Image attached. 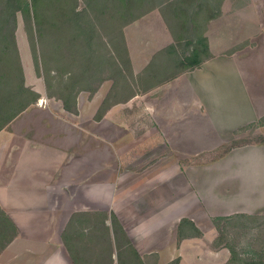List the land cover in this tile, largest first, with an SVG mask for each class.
I'll return each mask as SVG.
<instances>
[{
	"label": "crops",
	"instance_id": "0c3cea01",
	"mask_svg": "<svg viewBox=\"0 0 264 264\" xmlns=\"http://www.w3.org/2000/svg\"><path fill=\"white\" fill-rule=\"evenodd\" d=\"M235 2L217 0L216 17L205 31L211 58L201 68L147 92L133 91L127 100L116 95L113 80H106L94 93L81 91L77 108L69 111L34 75L30 87L39 101L0 132V209L11 222L0 236V264H87L90 218L107 212L142 259L156 254L160 264L178 258L180 264L227 261V249L199 260L198 237L181 240L179 248L171 247L168 237L174 218L178 234L183 219L203 232L205 218L264 215V140L232 144L264 136V127L241 132L264 117L262 63L244 56L246 47H264V0ZM125 38L136 82L162 50L175 44L158 10L126 27ZM142 97L151 121L135 129L128 117ZM207 133L213 138L209 143ZM107 140L113 143L109 159ZM129 144L130 155L123 157ZM203 152L209 155L205 171ZM117 161L130 168L123 173ZM142 165L145 172H133ZM175 179L183 183L176 193L179 202L171 207L167 196ZM100 223L112 227L107 218ZM102 254L97 258L105 259ZM116 255L109 256L113 264Z\"/></svg>",
	"mask_w": 264,
	"mask_h": 264
},
{
	"label": "trees",
	"instance_id": "16d2710c",
	"mask_svg": "<svg viewBox=\"0 0 264 264\" xmlns=\"http://www.w3.org/2000/svg\"><path fill=\"white\" fill-rule=\"evenodd\" d=\"M212 5L211 0H0V132L40 99V95L26 85L16 39L19 16L24 22L37 76L44 79L47 91L53 87L55 78L64 79L66 92L57 98L70 111L71 103L76 101V94L73 101L72 95L78 86L79 91L94 93L97 89L90 84L95 78H99L100 84L113 80L117 85L115 78H104L107 65L115 68L116 76L128 80L130 74L129 78L134 80L125 28L156 9H161L175 44L155 57L139 78L137 92H147L185 72L201 68L211 58V53L207 37L199 33L200 19L206 9L207 21L216 17L210 9ZM183 28L187 30L185 34L177 31H184ZM182 42L186 44L187 55L178 49ZM124 96L122 100H127ZM107 107L103 104L101 114ZM233 218L251 220L253 217L237 215ZM112 220L117 236L119 221L115 216ZM221 220L230 221L231 218L215 219L216 228L220 227L217 221ZM9 223L0 209V236L4 233L2 230L9 229ZM201 235L192 221L183 219L180 222L179 240ZM131 250L139 264H144L138 252ZM230 251L229 264H261L240 259L234 250ZM168 264H180V259Z\"/></svg>",
	"mask_w": 264,
	"mask_h": 264
},
{
	"label": "rangeland",
	"instance_id": "374dc122",
	"mask_svg": "<svg viewBox=\"0 0 264 264\" xmlns=\"http://www.w3.org/2000/svg\"><path fill=\"white\" fill-rule=\"evenodd\" d=\"M236 2H240L241 0H234ZM214 5H212V7L210 8L211 11L213 13H215L216 11V6H217V0H213ZM235 2V3H236ZM235 5V4H234ZM80 7H83V3H81ZM158 11H161V9H156ZM207 15H209V13L207 12V9L204 10L202 12V16L200 19V27H199V33L204 34L205 35V31H206V27L209 21H207ZM187 20V19H185ZM188 21V20H187ZM199 22V18L197 20ZM187 22H185L186 24ZM188 24V23H187ZM177 30V29H176ZM184 31H182L181 29L177 30L180 31L181 34H185L186 33V29L183 28ZM236 30V29H235ZM16 39H17V45L19 47V51H20V56H21V61L23 64V68H24V72H25V77H26V85L30 87V84L32 83V81H34V75H37L36 69H35V64H34V60H33V56H32V52H31V48L28 42V38L25 32V28H24V22L21 16L18 17V24H17V30H16ZM179 47V51L182 54L187 55V51H186V44L185 42H182L180 44H178ZM246 51H245V58L250 59V60H258L259 63H262V68L260 69V71H264V47H246ZM109 52L111 51V47L108 48ZM106 51H103L102 53H105ZM108 67H105L106 72L104 73V78L107 79H112L115 78L116 81L118 82L117 85L115 86V92L116 95H129V93H132V91H138V84L135 80H132L130 77V74L127 75L128 80H124L121 77L116 76V72H114V70L107 65ZM259 68L257 67L256 71ZM103 71V70H102ZM117 78H116V77ZM263 76V75H262ZM42 79V78H41ZM99 78H95L92 80L91 88H98L100 86V82L98 81ZM65 81L63 78H55L53 80V87L51 88V90L48 89L49 91V95L53 96L55 95L56 97L60 96L61 94L66 92V85H65ZM260 86L262 87V92H260V95L264 98V84L260 83ZM80 87L78 86L76 88V91L73 93L72 95V101L75 97L76 94V101L74 100L71 105H72V110H75L77 108V100H80L81 97L83 96V94L79 95L81 93V91H79ZM78 90V92H77ZM77 92V93H76ZM259 95V96H260ZM79 98V99H78ZM112 99L109 100V103L111 102ZM145 98H140L138 100H136L134 102V104H132V112L129 113L130 117H128V119L133 121V126L135 129L136 127H145L146 124H150L149 122L151 121L150 117H147L145 114ZM79 103V102H78ZM75 107V108H74ZM107 110V109H106ZM105 110V111H106ZM143 110V112H142ZM104 113V112H103ZM137 125V126H136ZM140 125V126H138ZM148 127V126H147ZM264 127V117L262 119H260L259 121H257L255 124H251L249 125L247 128L243 129L241 132H243V134L249 133V132H254L257 131L259 128H263ZM144 131V130H143ZM140 132V131H137ZM141 133H136V135H141ZM106 135L108 138H113V133L110 131L106 132ZM204 136H208L207 137V142L208 140H213L212 137H210V134L207 133V135L203 134ZM262 140H264V136L263 135H254L251 136L250 138H242L240 140H237L235 142H233V145L236 144H258L259 142H261ZM209 143V142H208ZM106 153H107V159H109L110 157H112L113 155V149L109 148L113 147V143H111L109 140H107L106 142ZM130 144L127 145V147L124 149L122 156L123 157H127L126 155H130ZM204 150V147H203ZM144 150H139V154L141 153L142 155H144ZM134 155V154H132ZM202 159L205 161L202 162V164L200 165V168L202 171H205L207 168H209V163H208V159H209V155L208 153H204L202 154ZM207 161V162H206ZM118 169L122 170L123 173H125L130 167L128 165L127 162L122 161V164H120V162H116ZM158 164H153L152 166V171H154V173H156V168H157ZM144 166V167H143ZM146 165H142V166H136L133 168V172L134 173H141V172H145ZM187 168L189 166H193L192 164H186ZM140 167V168H139ZM138 169V170H137ZM156 171V172H155ZM183 183V182H182ZM181 181L178 180H172L169 184V191H170V195L167 196V202L168 204H170V206L172 207L173 204L178 203V198L176 196L177 193V189L178 187H181ZM180 185V186H179ZM162 186H158L157 187V191H159V193H161ZM188 189L186 187V191L188 192ZM191 197L186 198V201H188V199ZM130 197H128L127 201H130ZM185 201V200H184ZM130 205H128L127 207H129ZM201 213H203L204 216V211L201 210ZM207 215L210 216V214L207 212ZM234 217V216H233ZM233 217H229L231 218V220H221V221H217L218 225L220 226L219 228L215 227V219H217L216 217H209V218H205L203 219V223H201V227H202V235L200 237H198L200 240H196L195 243H197L198 247H199V253L200 255H198L199 260H202L204 258H207L206 256L208 255V253L210 251H222L224 249H227V252L229 253V258L227 259L226 262H224V264H229L230 259L232 258V254L230 249L234 250L235 253L238 255V258L240 259H244V260H253V261H257L261 264H264V215L258 216H252L253 218L250 219H243V218H233ZM251 217V216H250ZM105 218H107V222H109L112 227H109V231L106 230L107 226H103L100 222H104ZM233 218V219H232ZM91 222L94 221V224L91 223L90 227H89V233L88 236L85 237L84 241L85 244L87 246V248L92 251V253H96V255H93L92 253L90 254L92 256L91 259H89L87 262V264H113L114 260L113 258L111 259V257L113 256L114 252L116 251V257H117V264H139L137 258L135 257V255L132 253V250H136L134 248V246L131 243V241L128 238V235L125 231V229L123 228L122 225H116L117 228V236H115L114 232H115V222H113L112 218L109 217V212L105 213V215L103 216H93L90 218ZM177 219H172L171 220V227H170V232H169V242L171 244V247H175L177 245V247H180V242L181 240H179L178 238V234H177ZM96 221V222H95ZM97 222H99V225L97 224ZM114 226V227H113ZM2 229V228H1ZM123 229V230H122ZM189 230V229H188ZM191 231V230H189ZM112 234H113V238H112ZM159 238H161V235H159ZM117 242L113 240H116ZM116 245V249H114ZM4 246L3 244H0V248ZM121 248V249H120ZM105 252V259H101V258H97V255L102 256L103 252ZM99 253V254H98ZM139 254V253H138ZM111 256V257H109ZM141 257V256H140ZM142 259V257H141ZM144 264H160L159 258H157L156 254H151L148 257H145V259H142ZM184 264H193L192 262L190 263L188 260L184 262Z\"/></svg>",
	"mask_w": 264,
	"mask_h": 264
}]
</instances>
